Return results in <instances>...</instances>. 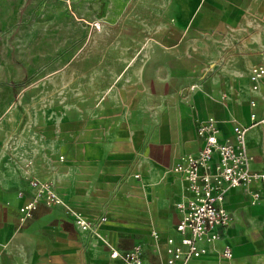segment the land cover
Segmentation results:
<instances>
[{"label": "crops", "instance_id": "0c3cea01", "mask_svg": "<svg viewBox=\"0 0 264 264\" xmlns=\"http://www.w3.org/2000/svg\"><path fill=\"white\" fill-rule=\"evenodd\" d=\"M84 1L74 0L78 12L90 13L98 4L87 0L89 10H81ZM7 2L15 15L17 0ZM161 44L160 37L148 38L150 53L131 55L120 71H112L101 98L95 79L87 80L89 111L75 113L59 128L66 159L37 155L29 168L31 176L54 182L62 203L41 202L21 223L19 207L33 194L28 179L23 181L14 193L15 214L0 227L3 264H126L122 252L134 245L142 249V264H168L167 239L182 237L176 202L187 194L173 165L202 147L197 126L209 115L223 137L232 135L236 123L249 126L250 169L262 177L227 191L224 205L232 219L221 239L200 243L209 252L193 262L216 261L229 244L233 264H264V197L252 200L254 191L264 189V79L258 89L250 80L251 67L264 61V44L236 54L232 65L222 57L216 67L195 71L171 66L168 56L157 53ZM11 174L21 177L15 166ZM78 214L95 226H79ZM113 250L120 255L111 256Z\"/></svg>", "mask_w": 264, "mask_h": 264}, {"label": "rangeland", "instance_id": "374dc122", "mask_svg": "<svg viewBox=\"0 0 264 264\" xmlns=\"http://www.w3.org/2000/svg\"><path fill=\"white\" fill-rule=\"evenodd\" d=\"M7 1L0 0V227L31 176L26 161L66 159L59 128L89 111L87 80L101 98L112 71L150 53L151 37H160L157 53L171 66L194 71L222 57L232 65L236 54L264 44V0H95L90 13L74 0H17L15 15ZM86 1L81 10H89Z\"/></svg>", "mask_w": 264, "mask_h": 264}, {"label": "built area", "instance_id": "2783aa9c", "mask_svg": "<svg viewBox=\"0 0 264 264\" xmlns=\"http://www.w3.org/2000/svg\"><path fill=\"white\" fill-rule=\"evenodd\" d=\"M262 79L264 61L251 67L252 88L258 89ZM252 117H255V113ZM248 128L236 123L232 127V135L223 137L216 117L209 115L200 120L197 126L198 134L203 138L202 147L196 153L184 154L173 165V170L179 172L186 181L187 194L176 202L179 212L176 228L182 237L179 241L173 237L167 239L168 264H233L234 253L229 244L224 245L216 261L195 263L193 259L209 252L201 242H213L223 237V230L232 219L224 205L227 191L238 185L246 186L262 177L250 169L252 156L248 151ZM32 164V160H27L25 166L30 168ZM28 181L33 194L19 207V221L23 224L33 217L41 202L48 205L62 203V197L52 180L30 176ZM18 195L23 197L25 194L20 191ZM259 197H264V189L252 193L253 201ZM75 219L84 229L95 226L93 220L83 215L78 214ZM102 220H106V217H102ZM119 255L118 250L111 252V256ZM122 256L126 264L143 262L140 245L123 251ZM0 264H3L1 259Z\"/></svg>", "mask_w": 264, "mask_h": 264}]
</instances>
